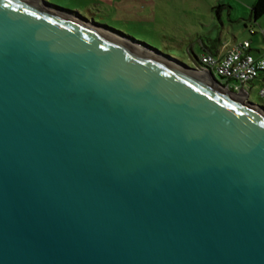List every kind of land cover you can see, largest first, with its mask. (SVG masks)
Listing matches in <instances>:
<instances>
[{
  "label": "water",
  "instance_id": "1",
  "mask_svg": "<svg viewBox=\"0 0 264 264\" xmlns=\"http://www.w3.org/2000/svg\"><path fill=\"white\" fill-rule=\"evenodd\" d=\"M47 0H0V264H264V106Z\"/></svg>",
  "mask_w": 264,
  "mask_h": 264
},
{
  "label": "rangeland",
  "instance_id": "2",
  "mask_svg": "<svg viewBox=\"0 0 264 264\" xmlns=\"http://www.w3.org/2000/svg\"><path fill=\"white\" fill-rule=\"evenodd\" d=\"M48 2L60 6L64 9L78 11L82 16L86 18H92L91 11L86 9V4L80 2L79 0H47ZM249 0H186L180 2V9L183 11L186 8H195L194 10H188L186 13H181L178 17H175L174 25L172 27L164 28L163 33L166 32L167 35L154 33L148 30H144L140 26H131L122 23L119 19L113 18L112 16H106L101 18L98 11V15L94 18L95 22L100 24H106L116 30H119L128 36H131L137 41H141L149 46L159 50L163 54L169 55L179 61L193 66V56L189 51V48L193 46V52L196 56L201 57L205 50H208V45L213 42L208 40V30H212L211 37L218 38L221 36L223 23L218 19L217 9L215 8L214 13L210 11L213 6H220V4H227L221 6V12L223 13L225 23H228V30L237 36V40H243L244 38H254L258 37L261 42H255V45L263 44V32H264V19L262 20V27H258L257 33L252 34L251 31L254 28H247L244 25L245 18H247V13L250 11L248 7ZM230 3L233 4L230 5ZM194 6V7H193ZM232 7V8H231ZM229 11H231L232 16L228 17ZM102 12V11H101ZM241 16L245 20H242V24L239 25L240 20L238 17ZM213 17V18H212ZM217 22L220 28H212V21ZM209 25V26H208ZM163 29V28H162ZM173 33V34H170ZM228 31H226L227 33ZM225 33V34H226ZM228 34V33H227ZM226 34V35H227ZM229 39L233 40L232 35L228 36ZM218 79L221 76L218 72H214ZM223 82V81H222ZM232 86H235L232 83ZM258 83H245L244 89L249 93V100L254 103L263 105L262 99L259 96ZM239 92V91H237Z\"/></svg>",
  "mask_w": 264,
  "mask_h": 264
},
{
  "label": "crops",
  "instance_id": "3",
  "mask_svg": "<svg viewBox=\"0 0 264 264\" xmlns=\"http://www.w3.org/2000/svg\"><path fill=\"white\" fill-rule=\"evenodd\" d=\"M80 2L86 4V9L91 11L92 18L94 19L96 15L101 18H105L106 16L113 17L119 19L122 23L131 26H140L144 30H148L154 33H159L160 35H167L166 32L163 33L164 28L172 27L174 25V18L181 15V13H186L188 10H194L195 8H186L183 11L179 8L181 0H79ZM185 2L186 0H182ZM254 0L248 1V7H250L249 13H247L246 21H244V25L249 28L252 26L254 30L251 31L252 34H256L258 27H262V20L264 16L260 18L259 21L255 22L251 18V6ZM227 5L225 4H220ZM230 5L233 4L230 3ZM194 7V6H193ZM217 6H213L210 8V11L214 13V10ZM231 7V8H232ZM92 11H98L92 12ZM102 11V12H101ZM220 9L218 13V19L223 23L221 36L218 38L211 37L212 30H208V40L213 42L211 45H208V50H205L203 53H211L215 56H222L226 50L233 44L243 42L249 40L251 42L250 52L255 56H258L261 51L264 50V45H255V42H261L258 37L254 38H244L243 40L238 41L236 34L228 30V23H225L223 13ZM229 16L231 17V11H229ZM213 18V17H212ZM241 16L238 17L240 20L239 25L242 24V20H245ZM212 28H220L214 20L212 21ZM209 26V25H208ZM163 28V29H162ZM257 29V30H256ZM226 31H228L226 33ZM233 37L229 39L227 35ZM170 34H173L170 32ZM262 41L264 42V32ZM193 49V46H191ZM264 82V75L260 78L255 79L252 83H258L261 85Z\"/></svg>",
  "mask_w": 264,
  "mask_h": 264
},
{
  "label": "built area",
  "instance_id": "4",
  "mask_svg": "<svg viewBox=\"0 0 264 264\" xmlns=\"http://www.w3.org/2000/svg\"><path fill=\"white\" fill-rule=\"evenodd\" d=\"M250 48L251 42L246 40L231 45L221 57L206 52L200 58L203 67L213 73L218 72L228 88L246 94L245 83H251L264 75V50L255 56ZM259 96L264 106V82L259 87Z\"/></svg>",
  "mask_w": 264,
  "mask_h": 264
},
{
  "label": "trees",
  "instance_id": "5",
  "mask_svg": "<svg viewBox=\"0 0 264 264\" xmlns=\"http://www.w3.org/2000/svg\"><path fill=\"white\" fill-rule=\"evenodd\" d=\"M216 9H217V13H219V11H220V9H221V5H220V6H217ZM70 11L73 12V10H70ZM74 12L79 13L78 11H74ZM263 16H264V0H254L253 4H252V6H251V18H252L255 22H257V21H259L260 18H262ZM93 20H94V19H93ZM102 25H104V26L110 28L111 30H113V31H115V32H117V33H120V34H122V35H124V36H126V37H128V38H130V39H132L133 41H136L137 43H140V44L143 45V46H146V47H148V48H150V49H153V50H157V49H155V48L149 46L148 44H145V43H143V42H141V41H137V40H135L134 38H132L131 36H128L127 34L121 32V31H119V30H116V29H114V28H112V27H110V26H108V25H106V24H102ZM158 51H159V50H158ZM189 51H190V53L192 54L193 58L196 59V60H197L202 66H203L204 64L202 63L201 58L198 57V56H196V54H194V52H193V50H192L191 47L189 48ZM161 53H162V52H161ZM164 55H166V54H164ZM231 80H232V79H231ZM252 82H253V81H252ZM252 82H251V83H252ZM223 83H224V82H223ZM224 84L227 85L226 83H224Z\"/></svg>",
  "mask_w": 264,
  "mask_h": 264
}]
</instances>
